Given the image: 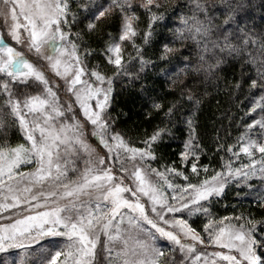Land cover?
Listing matches in <instances>:
<instances>
[{"label":"snow or ice","instance_id":"6c2138e0","mask_svg":"<svg viewBox=\"0 0 264 264\" xmlns=\"http://www.w3.org/2000/svg\"><path fill=\"white\" fill-rule=\"evenodd\" d=\"M246 7L188 0L171 27L167 0H0V264H264V221L213 210L230 185L240 196L254 180L264 209V38L238 22ZM161 26L171 38L157 41ZM229 58L242 60L232 89L258 92L235 139L217 143L219 168L201 163L191 115L202 96L188 84L149 98L160 122L138 143L116 129L118 80L159 68L170 87L188 75L219 87ZM185 103L189 136L166 162ZM11 128L22 142H9Z\"/></svg>","mask_w":264,"mask_h":264},{"label":"trees","instance_id":"16d2710c","mask_svg":"<svg viewBox=\"0 0 264 264\" xmlns=\"http://www.w3.org/2000/svg\"><path fill=\"white\" fill-rule=\"evenodd\" d=\"M187 4L188 0H167L168 8L165 12V20L161 22L162 25L168 24L171 27H178V19L173 17L172 20H169L168 17L172 16L178 7ZM248 4L249 7H246L238 15L237 20L242 25H246L245 31L249 32L250 35L264 38V0H248ZM244 17L247 19H243ZM222 19L221 17L216 23L220 24ZM143 26L141 23V27ZM165 36L171 38L172 33L168 28L161 26L157 30L156 39L159 41ZM232 39L234 43L239 44L238 39L235 37ZM98 42V38L94 37L93 46L95 47ZM176 47L178 51L172 57V64H175L181 54L191 45L185 42L183 46L177 44ZM192 59L195 61V56ZM97 62L92 61L93 64ZM241 63L242 60L229 58L225 71L220 74L219 87L211 81L205 84L202 75L185 76L182 78V83L178 82L177 85L170 87L171 82L165 80L159 68L147 69L145 73L140 74L141 79L134 83H121L118 80L115 84L114 102L111 110L116 129L123 132L132 142L138 143L146 134H150L160 122L159 116L150 107L151 100L149 98L164 97L166 100H171L173 99V96L169 95L171 91L179 92L183 84H188L197 95L202 96L201 104L191 115L196 138L204 148V153L200 158L201 163H208L210 171L212 168H219L221 162L219 160L220 154L216 152L217 143H230L235 139L243 124V121L240 120V117L244 115L242 109L249 103L250 96L258 92L257 89H253L251 92L246 89L245 93L241 94L232 89L231 84L241 77ZM171 66V64H165V70H169ZM244 69L247 70L248 75L252 74L249 65L244 64ZM106 71L111 74L110 69H106ZM245 79H247L246 75ZM189 114V106L185 103L181 111L182 119L172 127L173 136L168 138L161 148L166 162L178 159V153L182 150L183 142L188 139L189 128L183 120L187 119ZM7 137L10 143L22 142L21 133L15 128L7 130ZM2 139L3 133H0V140ZM252 183L255 188L251 190L245 188L244 193L240 196L236 195L240 188L230 185L229 189H226V196L214 205L213 210L217 215L251 213L258 221H264V209H261L256 203L258 197L255 194L256 189H259L261 184L259 180H254ZM262 226L264 225H257L258 228ZM46 242L45 240L41 243ZM6 255L9 254H0V259Z\"/></svg>","mask_w":264,"mask_h":264},{"label":"rangeland","instance_id":"374dc122","mask_svg":"<svg viewBox=\"0 0 264 264\" xmlns=\"http://www.w3.org/2000/svg\"><path fill=\"white\" fill-rule=\"evenodd\" d=\"M42 242V241H41Z\"/></svg>","mask_w":264,"mask_h":264}]
</instances>
